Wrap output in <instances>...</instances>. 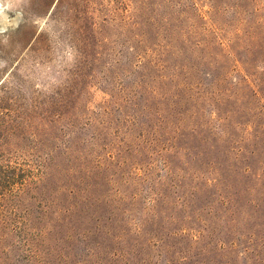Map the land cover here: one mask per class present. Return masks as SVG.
<instances>
[{"label":"rangeland","instance_id":"374dc122","mask_svg":"<svg viewBox=\"0 0 264 264\" xmlns=\"http://www.w3.org/2000/svg\"><path fill=\"white\" fill-rule=\"evenodd\" d=\"M0 264H264V0H0Z\"/></svg>","mask_w":264,"mask_h":264}]
</instances>
